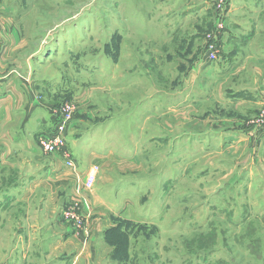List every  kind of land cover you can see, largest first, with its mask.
Wrapping results in <instances>:
<instances>
[{
  "label": "rangeland",
  "instance_id": "1",
  "mask_svg": "<svg viewBox=\"0 0 264 264\" xmlns=\"http://www.w3.org/2000/svg\"><path fill=\"white\" fill-rule=\"evenodd\" d=\"M230 3L0 0V38L14 44L0 72L20 74L52 121L69 106L63 132L86 142L67 148L92 160L87 174L98 165L96 216L113 224L93 244L87 232L46 230L43 208H24L21 221L9 213L0 264H264V105H226ZM36 144L43 160L60 155Z\"/></svg>",
  "mask_w": 264,
  "mask_h": 264
},
{
  "label": "crops",
  "instance_id": "2",
  "mask_svg": "<svg viewBox=\"0 0 264 264\" xmlns=\"http://www.w3.org/2000/svg\"><path fill=\"white\" fill-rule=\"evenodd\" d=\"M226 16V33L222 39L226 53L223 61L219 62V65L223 67L221 69L226 73V83L230 85L226 86V105L236 101L239 105L255 106L256 109L246 110L257 112V109L264 105V41L262 40L264 38V0H231ZM7 40V37L0 38V51L5 50L7 53L14 47V44ZM1 62L5 61L0 60V64ZM251 64L259 66V69L253 68L254 65ZM251 73L255 77L247 78L246 76ZM245 80L253 83L242 85ZM25 87L26 82L16 71H9L5 75L0 72V220L2 218L6 221L7 217L13 213L14 218L21 221L24 218V208L32 206L38 211L43 208L46 219L51 217L46 230L56 226L62 238L69 235L73 237L75 231L72 224L69 225L61 217H54L57 213L51 214L59 209L62 211L67 204L66 201L76 197L83 203L82 215L86 226L84 232L90 234L88 241L94 244L95 233L98 234L113 224L109 225L106 222V227L103 224L100 226L99 222L104 215L96 216L98 213L95 211V206L101 202V198L95 193L99 181H96L94 190L83 191L80 188V181L83 177L85 178L93 165L92 160L80 159L79 155L76 160L73 157L76 162L73 168L66 167L59 154L43 160L46 155L39 150L36 144L37 137L41 133L52 130L54 121L51 120L52 116H48L47 109L50 105L40 102L42 98H38V93L35 96L36 100L28 93L26 95ZM14 120L17 121L13 122ZM10 122H12L11 125ZM65 139L67 143L71 141V144L74 140L73 142L78 146L86 142L80 133L74 131L69 133V128L65 133ZM19 154L25 157L22 158ZM57 156L59 159L56 158ZM18 157L23 162L22 166L13 163V159ZM11 160L12 162L8 163ZM101 165L100 163V167ZM57 179L62 181L56 185ZM67 179H70L71 183ZM41 193L45 194V198L41 203H36V197ZM51 193L55 195L52 196ZM65 195H67L66 201L63 198ZM30 225H36L37 233L39 232L38 222L34 221ZM66 225L68 231L65 234L63 227ZM18 226H21V223H18ZM22 231L21 227L20 232Z\"/></svg>",
  "mask_w": 264,
  "mask_h": 264
},
{
  "label": "built area",
  "instance_id": "3",
  "mask_svg": "<svg viewBox=\"0 0 264 264\" xmlns=\"http://www.w3.org/2000/svg\"><path fill=\"white\" fill-rule=\"evenodd\" d=\"M219 23L222 22H218V25L221 26ZM209 57L211 60H214L215 52L212 51ZM61 113L62 116H55L56 121H54L53 129L39 135L38 139L40 140V143L43 145V147L45 146V149H47L46 147L47 145H49L50 147H52L51 149L53 151L55 150L59 152L60 155L63 153V158L66 161L67 166L74 167L75 164L73 162V155L72 152L67 148V142L64 136L65 132H63L65 121L71 115L69 106L66 105L63 107V109L61 108ZM94 170V173H89L85 177L83 182L84 190H91L93 188V185L95 183V176L97 173V167H95ZM62 214L66 220L71 221L76 234L85 231V218L81 212V204L79 198H74L72 204L62 210Z\"/></svg>",
  "mask_w": 264,
  "mask_h": 264
},
{
  "label": "trees",
  "instance_id": "4",
  "mask_svg": "<svg viewBox=\"0 0 264 264\" xmlns=\"http://www.w3.org/2000/svg\"><path fill=\"white\" fill-rule=\"evenodd\" d=\"M108 230H110V229H108Z\"/></svg>",
  "mask_w": 264,
  "mask_h": 264
}]
</instances>
